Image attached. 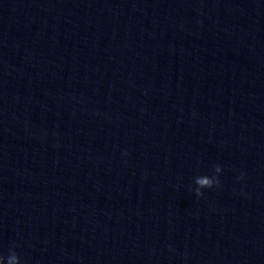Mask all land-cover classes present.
<instances>
[{"label": "clouds", "instance_id": "1", "mask_svg": "<svg viewBox=\"0 0 264 264\" xmlns=\"http://www.w3.org/2000/svg\"><path fill=\"white\" fill-rule=\"evenodd\" d=\"M221 170L222 169L219 165L215 167V172H220ZM239 179H243V174H241ZM195 183L198 186L195 190L196 195L200 197L203 195V192L201 191V189L212 188L214 185H219L220 180L219 178L213 179V177H209V176H199L196 178ZM0 264H3V257H0ZM8 264H20V258L15 252H13L9 256Z\"/></svg>", "mask_w": 264, "mask_h": 264}]
</instances>
